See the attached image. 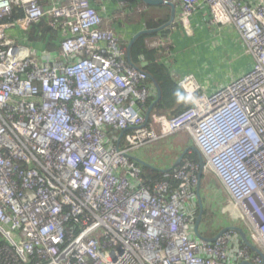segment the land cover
I'll return each mask as SVG.
<instances>
[{"label":"built area","instance_id":"obj_1","mask_svg":"<svg viewBox=\"0 0 264 264\" xmlns=\"http://www.w3.org/2000/svg\"><path fill=\"white\" fill-rule=\"evenodd\" d=\"M166 1L186 24L205 7L211 27L233 26L254 63L211 92L176 77L190 106L147 120L149 75L92 0H0V264H264V0ZM42 21L56 52L31 46ZM147 43L170 57L161 38ZM181 130L258 251L234 229L196 237L199 163L175 188L144 181L131 152Z\"/></svg>","mask_w":264,"mask_h":264},{"label":"crops","instance_id":"obj_2","mask_svg":"<svg viewBox=\"0 0 264 264\" xmlns=\"http://www.w3.org/2000/svg\"><path fill=\"white\" fill-rule=\"evenodd\" d=\"M122 3H124L125 5H123ZM92 5L103 16L105 24L108 27L114 29V31L120 37L123 47L126 49V52L128 53L129 43L131 39L134 37V35L137 34L139 31L147 28L145 23V17L142 14L144 12H142L140 8V6L142 7V5L144 4H142L140 0H92ZM161 6H165V5H161ZM168 9H169V13H168L169 20H170L171 9L170 7H168ZM181 12H182L181 9H178V14L176 15V17L179 15V18L177 23L175 22L174 24H171L168 28L164 29L166 31L165 33L159 34L163 30L158 32L157 33L158 36L152 39L155 40L161 38L166 42L167 46L170 48L169 51L171 55L167 54V56L170 57H166V54L164 53L163 49H161L162 51H159V53L157 54H158V59L160 61L162 59L167 60L168 58H171L169 59L168 65L170 66V71L174 78L178 76H185L187 74H192L196 77L198 83L205 90L211 92L217 89L220 85L227 84L231 82L234 78L252 69L254 63L253 57L251 54L247 52L245 44L240 39V35L238 31L233 26L218 25L215 27H211V25L208 24L205 20V18H208L207 16L208 14H205L206 12L205 7L198 10L192 17H190L189 20L190 24H186L185 21H182L185 19L183 18ZM168 14H163L162 12L159 11L158 18L156 19H159L160 16L162 15L166 16ZM30 32H28V37ZM13 33L14 34L16 33V35L18 36L20 35L21 37V31L19 29L14 30ZM30 40H31L30 41L31 44L34 45V47L41 50H45V46H43L41 43L33 39ZM147 41H151V39H148ZM227 60H229L231 64L234 63V65H236V68L234 67V71L231 74L229 70L226 72V71H222L221 69L225 65V62ZM154 86L155 89L152 85L150 87L152 91L151 95L156 96L155 98V102H156L158 91L156 85ZM185 97L188 102V105L190 106V101L188 100L186 94ZM155 102L152 105H155L156 104ZM165 113L167 114V112ZM192 147L187 149H189V151H192L193 150ZM142 156H135V157L131 156V157L136 161H137L136 158H139L150 165V166L144 165L138 162L142 167L143 172H144V167L145 168L147 167L151 171H157L152 166H158L156 161L158 158L155 157V155H152L153 157L152 161H155L156 163V165H154L152 162L149 161L150 158L149 155H147L149 157L148 159L144 158V156L146 155H142ZM160 164L161 166H163L162 169H169L174 166V164L170 166V163H164V164L160 163ZM160 172L165 175L164 176L165 179L163 181H166L168 178V181L170 182L171 180L170 172L169 173H164L162 171ZM174 176L175 174L172 177ZM199 180H200V193L202 196L203 194L201 192V188H202L201 181L203 180V177L201 176V179ZM178 184L176 186H172V185L171 186L175 188L178 186ZM203 198L204 197L202 196V200ZM203 205H204V212H203L204 215L206 209L209 208V206L206 205L204 201H203ZM199 212H200V206H199ZM233 214L237 215V217L239 218L237 212H234ZM201 225H203V217H202ZM222 229L223 228H221L218 232H220Z\"/></svg>","mask_w":264,"mask_h":264},{"label":"trees","instance_id":"obj_3","mask_svg":"<svg viewBox=\"0 0 264 264\" xmlns=\"http://www.w3.org/2000/svg\"><path fill=\"white\" fill-rule=\"evenodd\" d=\"M150 8H159L158 6H149ZM161 7V6H160ZM23 14L21 10H15L14 18H18ZM145 17V15L143 14ZM147 17V18H146ZM145 23L146 29H152L160 27L165 24L169 20V14L164 16H160L159 19H154L152 16H146ZM163 30L159 34L165 33ZM32 35V37H31ZM58 32L53 29L46 21H42L40 23H36L33 25V28L29 34V39L36 40L45 46L46 51L56 52L59 49L58 44ZM158 36L157 33L146 34L139 37L136 42L133 44L130 53V62L140 68H142L145 72L150 74L153 79L148 78V83L152 85L155 89V83H157L162 90L161 99L154 105L153 111L157 114H165L169 117L175 116L181 111L188 108V102L186 100L185 94L183 90L178 85L176 79L172 76L170 71V66L162 59L161 61L158 59L159 50L158 49H149L146 41L148 39H154V37ZM148 42V41H147ZM123 46V44H122ZM156 96H150L146 102L145 108H149L155 102ZM167 112V114L165 113ZM169 113V114H168ZM187 161H193L195 163H200L202 159H204L201 152H197L192 150L187 153L184 157ZM183 162V161H182ZM181 162L180 165L176 166L171 172V180L170 184L172 186H176L178 181L172 177L178 170H180L184 163ZM146 167H144L143 178L147 184H155L157 182H161L165 179V175L160 171H151ZM204 236L205 234L201 232ZM214 236L216 234H213ZM210 235L208 237H213ZM207 237V236H205Z\"/></svg>","mask_w":264,"mask_h":264},{"label":"rangeland","instance_id":"obj_4","mask_svg":"<svg viewBox=\"0 0 264 264\" xmlns=\"http://www.w3.org/2000/svg\"><path fill=\"white\" fill-rule=\"evenodd\" d=\"M140 1L144 4L142 7L140 6V8L141 11L144 12L142 14H144L145 17L152 16L156 19L158 18L159 11L163 14L169 13V9L166 6L150 8L142 0ZM31 46L36 49L34 45L31 44ZM39 51L43 50L39 49ZM234 67L236 68V65H234V63L231 64L230 61L227 60L221 69L226 72L229 70L231 74L234 71ZM152 113L155 112L152 110L150 115ZM192 146L197 147L193 135L187 130H181L177 133L161 138L148 146L140 147L132 151L130 155L133 157L146 155L144 158L148 159L150 157L149 161L156 165L155 161H152V155H155V157L158 158L156 160L158 166L153 167L156 170H162L163 166H161L160 163H170V166H172L182 156L185 150L187 148H191ZM147 155H149V157ZM203 160L206 162L205 158ZM184 161L187 160L183 159V162ZM202 177L201 192L204 197L203 201L209 206V208L206 209L203 215V225H201L200 231L208 237L216 234L221 228L224 229L229 226L238 225L249 235L248 225L246 226L242 223L237 215H234V212L229 209V194L221 180L209 168H205L203 170Z\"/></svg>","mask_w":264,"mask_h":264},{"label":"water","instance_id":"obj_5","mask_svg":"<svg viewBox=\"0 0 264 264\" xmlns=\"http://www.w3.org/2000/svg\"><path fill=\"white\" fill-rule=\"evenodd\" d=\"M145 4H147L148 6H161V5H165V6H168L170 7L171 9V17H170V20L168 22H166L165 24L161 25L160 27H157V28H152V29H144V30H141L139 31L137 34L134 35V37L131 39L130 43H129V47H128V59L130 60V51H131V47L132 45L135 43V41L143 36V35H146V34H153V33H158L166 28H168L173 22L174 20L176 19V15H177V6L171 2H168L166 0H142ZM149 75V78L153 79V77ZM156 87H157V91H158V95H157V100L155 103H157L160 99H161V96H162V91H161V88L158 86L157 83H155ZM153 106L152 105L150 107V109L146 112V119L148 120L149 119V116H150V113L153 109ZM192 149L194 151H199L197 147H192ZM189 151V149L185 150V152L182 154V156L176 161V163L174 164L173 167L169 168V169H157V171H162L164 173H169L172 169H174L176 166L180 165L181 162L183 161L186 153ZM137 161L139 163H142L144 165H149L148 163L144 162L143 160L139 159V158H136ZM150 166V165H149ZM200 166H201V172L199 174V179H201V176H202V171L205 167V162L204 160L202 159L201 162H200ZM153 167V166H152ZM154 168V167H153ZM168 180V178H167ZM197 195H198V201H199V206H200V212H199V215H198V218L196 220V224H195V234H196V237L200 240H208V241H215L217 239L218 236H220L223 232L229 230V229H234V230H237L238 232H240V235H241V238L243 240V242L248 245L250 248L254 249V250H257L255 248V246L252 244V242L250 241V239L248 238V235L247 233L245 232V230L239 226H229V227H226L224 229H222L215 237H212V238H207L205 237L201 231H200V228H201V222H202V217H203V212H204V205H203V200H202V196H201V193H200V182H199V185H198V188H197ZM258 251V250H257ZM240 264H250L249 262H246V261H243L241 262Z\"/></svg>","mask_w":264,"mask_h":264}]
</instances>
